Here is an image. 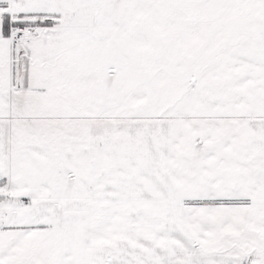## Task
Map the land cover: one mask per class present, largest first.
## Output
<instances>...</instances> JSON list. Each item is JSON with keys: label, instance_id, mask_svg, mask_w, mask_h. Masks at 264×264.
Returning a JSON list of instances; mask_svg holds the SVG:
<instances>
[{"label": "snow or ice", "instance_id": "1", "mask_svg": "<svg viewBox=\"0 0 264 264\" xmlns=\"http://www.w3.org/2000/svg\"><path fill=\"white\" fill-rule=\"evenodd\" d=\"M0 264H264V0H0Z\"/></svg>", "mask_w": 264, "mask_h": 264}]
</instances>
